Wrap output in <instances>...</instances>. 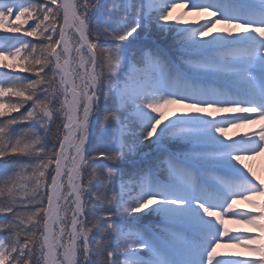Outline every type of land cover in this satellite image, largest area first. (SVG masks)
Wrapping results in <instances>:
<instances>
[{
	"label": "snow or ice",
	"instance_id": "1",
	"mask_svg": "<svg viewBox=\"0 0 264 264\" xmlns=\"http://www.w3.org/2000/svg\"><path fill=\"white\" fill-rule=\"evenodd\" d=\"M0 31V264H264V0H0Z\"/></svg>",
	"mask_w": 264,
	"mask_h": 264
},
{
	"label": "rangeland",
	"instance_id": "2",
	"mask_svg": "<svg viewBox=\"0 0 264 264\" xmlns=\"http://www.w3.org/2000/svg\"><path fill=\"white\" fill-rule=\"evenodd\" d=\"M175 11L178 12L179 9H177ZM187 19H194V17L189 16V17H187ZM2 35H5V33L0 31V36H2ZM26 39H32V38H26ZM9 62H11V61H9ZM0 71H8V70L7 69H0ZM21 75H28V74L27 73H21ZM232 131L233 130L230 129L229 130V134H231ZM235 131H237L239 133H242V131L240 129H236ZM248 163H251V162H248ZM257 174L260 175L262 178H264V160H263V162L259 161L258 168H257ZM238 203L240 204L241 207H243L245 209L251 208V205H249L247 202L240 201ZM226 223H228V227L230 229H237V228L244 229V228H247L251 232H255V229H252V227L250 225L239 224V223L238 224H234L233 222H230V221H226ZM233 234H238V233H233ZM0 235H2V233H0ZM221 251H244V249H240V248H235V249L222 248Z\"/></svg>",
	"mask_w": 264,
	"mask_h": 264
},
{
	"label": "bare ground",
	"instance_id": "3",
	"mask_svg": "<svg viewBox=\"0 0 264 264\" xmlns=\"http://www.w3.org/2000/svg\"><path fill=\"white\" fill-rule=\"evenodd\" d=\"M242 132L245 130V129H240ZM264 160V155L260 156V157H257L255 160H252V161H246L247 163L248 162H251L250 164H252L251 166L253 167V169L257 172V168H258V164H259V161L260 162H263ZM231 222V221H230ZM234 223V222H233ZM234 224H238V223H234Z\"/></svg>",
	"mask_w": 264,
	"mask_h": 264
},
{
	"label": "trees",
	"instance_id": "4",
	"mask_svg": "<svg viewBox=\"0 0 264 264\" xmlns=\"http://www.w3.org/2000/svg\"><path fill=\"white\" fill-rule=\"evenodd\" d=\"M13 115H15V113H13Z\"/></svg>",
	"mask_w": 264,
	"mask_h": 264
}]
</instances>
